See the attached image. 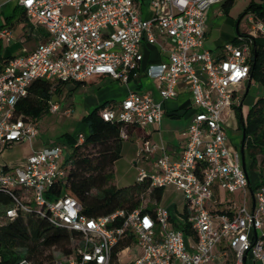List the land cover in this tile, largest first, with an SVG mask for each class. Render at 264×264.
I'll list each match as a JSON object with an SVG mask.
<instances>
[{
	"label": "built area",
	"instance_id": "1",
	"mask_svg": "<svg viewBox=\"0 0 264 264\" xmlns=\"http://www.w3.org/2000/svg\"><path fill=\"white\" fill-rule=\"evenodd\" d=\"M140 2L147 18L142 16ZM223 2L16 0L47 38L0 69V153L39 136V120L18 110L35 81L73 83L101 76L127 85L139 78L144 44L167 54L166 61L146 69V76L158 82V100L147 92L129 89L121 102L100 110V118L121 123L120 138L127 141L128 127L160 124L163 102L176 96L181 82L188 85L196 109L181 156L171 160L162 149L152 171L140 169L136 178L137 183L149 182L148 196L153 188L173 187L181 193L187 218L178 217V227H172L168 209L150 200H143L141 208L132 212L118 210L95 219L82 215L81 206L68 195L46 200L52 186L66 182L64 164L70 152L59 142L33 152L22 163L0 166V193L14 199V205L5 211L7 218L14 219L19 211L34 213L54 228L79 235L72 253L61 255L55 264H119L117 255L113 259V249L128 238L139 252L131 264H247L249 260L264 264V185L250 186L242 153L229 145L221 119L225 109L242 103L240 91L251 80V44L257 37L242 36L238 45L227 44L219 52L203 49L208 11ZM247 22L264 39V21L249 13ZM12 40L10 31H0L2 44L8 46ZM48 112L60 113L54 95ZM61 114L70 116L71 111ZM77 141L81 143L83 136ZM155 152V145L143 143L139 155L147 160ZM214 187L229 194L246 195L250 190L251 209L243 201L230 215L212 213L209 204ZM15 189H23L30 199L25 203L15 197ZM148 204L154 206L153 215L141 213ZM117 219L122 220L118 226L114 225ZM186 223L190 236L182 230ZM223 242L225 248L214 253ZM18 264L34 263L22 259Z\"/></svg>",
	"mask_w": 264,
	"mask_h": 264
},
{
	"label": "trees",
	"instance_id": "2",
	"mask_svg": "<svg viewBox=\"0 0 264 264\" xmlns=\"http://www.w3.org/2000/svg\"><path fill=\"white\" fill-rule=\"evenodd\" d=\"M264 1V0H261ZM233 0H225L222 4L226 13ZM254 13L264 21V7L251 4L244 14ZM25 15L23 8L16 6L11 17ZM243 16V15H242ZM241 16V17H242ZM240 17V19H241ZM31 32V30H30ZM33 32V31H32ZM40 35L44 42L47 34L44 31L34 32ZM237 44V39L233 40ZM4 57L0 56V69L13 53L6 49ZM250 76L257 84L264 85V39L253 38L251 44ZM66 82L52 83L45 80L35 81L29 95L23 99L18 110L24 115L39 120L48 112V103L52 96L59 93ZM75 89L84 82H73ZM138 88V87H137ZM106 107V103L94 108L82 122L84 131L77 132L75 136L64 135L58 139L59 143L72 147L70 157L64 164L67 171L66 182H58L45 194V199L52 201L68 195L75 199L81 206V214L87 218H99L113 214L118 210L126 213L140 209L142 198L150 188L148 181L133 183L130 186L117 188L113 185L114 164L121 157L123 140L120 138L121 123L105 122L99 112ZM238 128L244 133L243 146L253 159L256 154H264V98L258 99L248 110L244 117L241 108H235ZM132 127H128L130 131ZM83 136L79 143L77 137ZM264 185L260 181L258 186ZM164 188H153L149 194L151 201L160 203ZM13 195L26 203L30 195L23 189H15ZM14 199L8 193H0V264H18L20 260L27 259L34 264H55L56 258L52 250L59 251L62 255H70L74 249L72 241L80 239L79 235L65 229L50 226L47 219L37 214H29L19 211L14 219L5 216V211L14 205ZM154 206L148 204L141 209L142 214L153 215ZM187 218L185 210L183 214ZM121 219H117L114 225H120ZM182 230L186 236L192 235L190 226L186 223ZM131 238L120 242L113 249V259L116 255L132 242Z\"/></svg>",
	"mask_w": 264,
	"mask_h": 264
},
{
	"label": "crops",
	"instance_id": "3",
	"mask_svg": "<svg viewBox=\"0 0 264 264\" xmlns=\"http://www.w3.org/2000/svg\"><path fill=\"white\" fill-rule=\"evenodd\" d=\"M223 4V3H222ZM18 6L16 4V0H0V17L3 15L5 16V19L12 16L14 9ZM140 9L142 12V16L147 18L148 14L146 12L145 6L143 2H140ZM207 21H208V14H207ZM206 21V23H207ZM38 30L44 31L43 28H39ZM37 30L31 32L28 30L26 33H28L25 38L23 36L22 39H20V43H24L27 39L33 40L34 42V48L30 51H24L22 55L20 54H14L13 57H23L26 56L28 53L33 51L35 47L41 42V39H39L40 35H36L34 32ZM45 32V31H44ZM46 33V32H45ZM205 31V36H206ZM47 36V35H46ZM242 37L241 35H238L237 44L233 43V40L235 38H231L228 42L226 41L223 44L217 45L214 52H219L222 50V48L227 44H233L238 45L240 43L239 38ZM21 38V37H20ZM160 41V40H159ZM205 41V39H204ZM161 42V41H160ZM1 43V42H0ZM8 47V46H7ZM9 48V47H8ZM7 48V49H8ZM203 49L204 43H203ZM208 51V50H207ZM7 51L5 50L4 53L2 52L1 57H4L6 55ZM142 53H143V60L141 63V72L139 75V78L136 80L131 81L129 84L125 85L119 81L113 80L109 77H101V76H95L92 77L84 82L82 85L83 87H90L92 89V100H94V103L96 104V107L101 106L102 104L106 103V107L111 104L113 101V98L120 97V100H123L124 97L127 95L129 89L136 90L138 92H147L152 95V97L155 100H158V82L150 80L146 76V69L150 65H156L161 62L166 61L167 54H161L160 50L157 46H149L144 44L142 47ZM1 54V53H0ZM252 79L248 84L245 85V92L242 95V103L239 107H233L229 109H225L221 114V119L224 122L225 118L224 116L227 115V117H230L232 114L236 118L235 114V108H241V113L245 117L249 108H243V102L244 98L248 92V87L251 83ZM109 85H108V84ZM138 87V88H137ZM98 92L97 96H95V93ZM110 96H112V99H107ZM95 107V108H96ZM163 117L159 125L156 126H150L144 129L139 128H131L130 131H128L129 141L130 139H133V145H134V154H133V164H141L142 167L140 169H144L146 171H152L153 169V163L155 162L156 158L162 155V149L167 154V156L171 160H177L181 153L184 150L185 141H186V129L193 119L196 109L194 108L192 104L191 99V93L189 91L188 85L185 82H181L176 89V96L172 99L165 100L163 102ZM237 120V119H236ZM238 126V124H237ZM242 131V130H241ZM80 132V131H79ZM82 132V131H81ZM228 139H229V145L241 152V148H243L242 156H243V162L245 165V169L247 172V165L249 164L248 159H246L247 154L249 152L244 149L243 146V131L241 134V139L239 143V147L235 148V146L232 144V141L229 137V133H227ZM58 142V141H56ZM24 143V142H22ZM27 144H19V147L22 148V160L17 162H12L10 164L5 163L4 165L7 166H14L19 163H22L25 161V159L31 155L33 152L40 150L42 147L50 144V143H44L40 140V137L37 139L32 140L31 142H26ZM143 143H148L149 145H155L156 146V152L153 154H150L147 160H143L141 155H139V151L141 150ZM16 144H12L11 146L7 148H11ZM62 144V143H61ZM65 145V144H64ZM68 146V145H67ZM66 147V145H65ZM6 148V149H7ZM68 150V147H66ZM4 149L0 155L6 150ZM257 157V158H256ZM258 157L259 153L255 155V157L250 162V168L255 169L258 165ZM264 166V162L261 164ZM139 169V170H140ZM248 179L250 186H258V183L262 180L264 181V172L260 175V177H256L254 179H251L248 172ZM250 190H248L247 194L244 195L242 192H236L234 194L226 193L216 187L213 188V201L209 204V210L212 211L214 214H227L230 215L234 212L237 206H239L243 201H245L247 207L251 209L252 207V198H251ZM175 206V205H174ZM180 207L181 209L178 211L177 207ZM178 206L176 205L174 208H172V205L165 206L166 209L170 212L172 216V227H178L177 218L178 217H184L183 214L185 212V205L184 201L181 197V200L178 202ZM226 242H223L221 246L216 248L214 250V253H216L220 248H225ZM128 248V250H127ZM139 255V252L136 249L135 242L132 241L128 247L121 250L117 254V258L119 260V264H131L133 258ZM231 258V257H230ZM230 264V263H229Z\"/></svg>",
	"mask_w": 264,
	"mask_h": 264
},
{
	"label": "rangeland",
	"instance_id": "4",
	"mask_svg": "<svg viewBox=\"0 0 264 264\" xmlns=\"http://www.w3.org/2000/svg\"><path fill=\"white\" fill-rule=\"evenodd\" d=\"M251 4L264 7V1L261 0H233L229 10L224 13L222 4L213 5L208 11V21L206 23L207 33L204 41V48L210 52H214L217 45L223 44L226 41L228 42L231 38H237L238 35L261 38L250 30V25L247 22L249 14H244ZM5 16L6 15L0 17V31H10L13 40L12 43L8 45L9 48L0 43V55H2V52L4 53L7 48L11 53H17L20 55H22L24 51L28 52L32 50L34 48L33 40L27 39L24 43H20V39H22L23 36L27 38L26 35L28 33H26V31L38 30L40 27L37 23L35 21L28 20V18L23 14L17 15L5 22ZM241 16L242 18L240 19ZM239 19L240 21L236 26V22ZM244 92L245 90L240 91V95L242 96ZM97 94L98 92L95 93V96H97ZM91 95L92 89L88 86H80L75 89L72 82L66 83L61 88V91L54 95V98L59 102L60 113L52 114L47 112L39 119V136L37 138L40 137V140L44 143H55L66 134L75 136L77 132L84 131L85 126L82 119L96 107ZM260 98H264V85L257 84L254 80H252L244 98L243 108L245 109L251 107ZM107 99H112V96ZM113 101L114 102H111L109 105L118 104L122 100H120V97L118 96L113 98ZM66 109H70V116H64L61 114V112ZM224 118L225 129L227 133H229L232 144L235 148H238L242 131L237 126V120L233 114L230 117L225 115ZM133 141V139L123 141L121 157L114 164L112 183L117 188L127 187L135 183L139 169L142 167L141 164H133L132 158L135 151ZM19 144L27 143H18L11 148H7L0 155V166L4 165V162L10 164L12 162L22 160L23 152L22 148L19 147ZM65 145L68 147L67 151L71 153L72 147L69 146L67 142ZM246 159L250 160L247 165V172L250 178L254 179L256 177H260L262 172H264V166L261 165L262 162H264V154L259 153L256 170L250 168V162H252V160L249 154H247ZM181 197V193L177 192L173 187H166L164 188V193L159 206L165 207L172 205V208H174L176 205L178 206V202L181 200ZM142 200L151 201L147 193L143 196ZM32 206L34 208V205ZM177 209L179 211L181 208L178 206ZM78 240L79 239H74L72 241V247H75ZM52 255L57 259L60 258L62 254L57 250H52ZM247 264L253 263L249 260L247 261ZM256 264H259V262Z\"/></svg>",
	"mask_w": 264,
	"mask_h": 264
},
{
	"label": "water",
	"instance_id": "5",
	"mask_svg": "<svg viewBox=\"0 0 264 264\" xmlns=\"http://www.w3.org/2000/svg\"><path fill=\"white\" fill-rule=\"evenodd\" d=\"M242 18V17H241ZM240 19L236 22V26L238 25ZM243 140H244V133H243ZM243 151V148H241V152Z\"/></svg>",
	"mask_w": 264,
	"mask_h": 264
}]
</instances>
